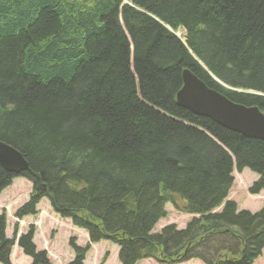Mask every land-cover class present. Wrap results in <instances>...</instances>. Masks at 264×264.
Returning a JSON list of instances; mask_svg holds the SVG:
<instances>
[{
	"label": "trees",
	"instance_id": "16d2710c",
	"mask_svg": "<svg viewBox=\"0 0 264 264\" xmlns=\"http://www.w3.org/2000/svg\"><path fill=\"white\" fill-rule=\"evenodd\" d=\"M185 68L264 113V0H0V141L28 166L0 165V193L25 177L17 221L45 198L87 233L84 246L69 239L65 264H85L100 241L119 264L261 255L264 208L238 210L227 194L233 169L257 174L251 193L264 190V140L178 106ZM167 202L194 216L153 233ZM6 226L2 210L0 264L14 245L28 264H51L34 225L18 233L15 223L11 237Z\"/></svg>",
	"mask_w": 264,
	"mask_h": 264
},
{
	"label": "rangeland",
	"instance_id": "374dc122",
	"mask_svg": "<svg viewBox=\"0 0 264 264\" xmlns=\"http://www.w3.org/2000/svg\"><path fill=\"white\" fill-rule=\"evenodd\" d=\"M175 32L177 37L183 41L184 34ZM232 184L227 194V200L236 204L238 210L256 212L264 208V190L253 194L250 187L257 180L258 176L248 168H243L240 172L233 169ZM31 191V182L22 176L14 177L10 185L0 193V212L5 210L7 218L6 235L11 237L14 224L17 223L18 233L27 230L29 225H34V243L37 249H45L51 264H65L73 258V252L69 248V239L73 238L75 243L84 246L88 240L84 230L74 227L68 219L60 218L50 207L47 199H42L36 209L38 214L16 220L14 212L24 203ZM165 216L157 221L152 232H159L168 224L174 225L177 229H182L194 215L183 213L177 210L170 202L164 205ZM117 248L107 241H100L90 245L85 256V264H100L104 255L106 259L103 264H119L117 259ZM106 253V254H105ZM11 264H28L30 259L24 256L15 245L11 255ZM138 264H159L151 259H145ZM179 264H204L199 259H189ZM253 264H264V249L261 255Z\"/></svg>",
	"mask_w": 264,
	"mask_h": 264
},
{
	"label": "water",
	"instance_id": "95a60500",
	"mask_svg": "<svg viewBox=\"0 0 264 264\" xmlns=\"http://www.w3.org/2000/svg\"><path fill=\"white\" fill-rule=\"evenodd\" d=\"M175 102L178 106L196 115L208 117L229 130L249 138L264 140V114L258 106H245L229 100L208 87L187 68L181 72V86L175 94ZM0 165L14 174L28 168L22 154L2 141Z\"/></svg>",
	"mask_w": 264,
	"mask_h": 264
},
{
	"label": "bare ground",
	"instance_id": "6f19581e",
	"mask_svg": "<svg viewBox=\"0 0 264 264\" xmlns=\"http://www.w3.org/2000/svg\"><path fill=\"white\" fill-rule=\"evenodd\" d=\"M179 33H181V34H182L183 32H182V31H179Z\"/></svg>",
	"mask_w": 264,
	"mask_h": 264
}]
</instances>
